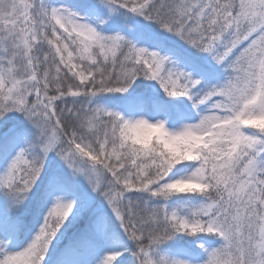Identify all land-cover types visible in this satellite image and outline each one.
<instances>
[{
  "label": "snow or ice",
  "instance_id": "obj_1",
  "mask_svg": "<svg viewBox=\"0 0 264 264\" xmlns=\"http://www.w3.org/2000/svg\"><path fill=\"white\" fill-rule=\"evenodd\" d=\"M0 264H264V0H0Z\"/></svg>",
  "mask_w": 264,
  "mask_h": 264
},
{
  "label": "trees",
  "instance_id": "obj_2",
  "mask_svg": "<svg viewBox=\"0 0 264 264\" xmlns=\"http://www.w3.org/2000/svg\"><path fill=\"white\" fill-rule=\"evenodd\" d=\"M69 234H71V232Z\"/></svg>",
  "mask_w": 264,
  "mask_h": 264
}]
</instances>
